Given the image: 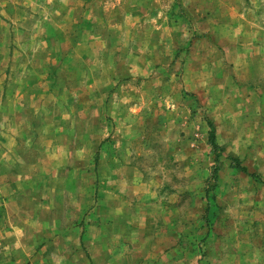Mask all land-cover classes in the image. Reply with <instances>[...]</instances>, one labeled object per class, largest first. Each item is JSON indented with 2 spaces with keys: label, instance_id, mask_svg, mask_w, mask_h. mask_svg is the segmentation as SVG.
Returning <instances> with one entry per match:
<instances>
[{
  "label": "rangeland",
  "instance_id": "1",
  "mask_svg": "<svg viewBox=\"0 0 264 264\" xmlns=\"http://www.w3.org/2000/svg\"><path fill=\"white\" fill-rule=\"evenodd\" d=\"M0 264H264V0H0Z\"/></svg>",
  "mask_w": 264,
  "mask_h": 264
},
{
  "label": "trees",
  "instance_id": "2",
  "mask_svg": "<svg viewBox=\"0 0 264 264\" xmlns=\"http://www.w3.org/2000/svg\"><path fill=\"white\" fill-rule=\"evenodd\" d=\"M210 145H211V148L212 149H216L217 148V143L215 141V134H214V131H210L209 132V139H208ZM233 161H235L236 163V166L242 170H245L244 167H242L240 164H239V160L238 159H233Z\"/></svg>",
  "mask_w": 264,
  "mask_h": 264
}]
</instances>
